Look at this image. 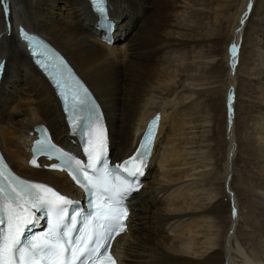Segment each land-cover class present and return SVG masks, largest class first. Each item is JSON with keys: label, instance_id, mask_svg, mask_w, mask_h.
I'll list each match as a JSON object with an SVG mask.
<instances>
[{"label": "bare ground", "instance_id": "6f19581e", "mask_svg": "<svg viewBox=\"0 0 264 264\" xmlns=\"http://www.w3.org/2000/svg\"><path fill=\"white\" fill-rule=\"evenodd\" d=\"M214 1L212 13L209 8L205 12L194 9L191 13L188 10L200 7L201 0H106V16L114 25V43L108 46L100 38L105 34L98 31V15L87 0H0V60L5 64L0 82V149L20 177L50 185L74 199L82 197L63 172L48 169L53 161L41 158L39 167L29 163L31 143L36 138L31 134L41 125L49 129L57 144L75 154L80 155V151L69 136L54 90L32 64L25 45L17 37L19 25L57 50L94 95L107 123L110 163L118 164L131 156L141 138L140 129H144L156 113L160 114L144 185L127 201L131 209L128 232L118 236L112 247L120 264H234L231 258L234 237L230 234L236 221L250 228L257 227L264 236V219L253 225L255 216L264 215V159L260 165L261 175L254 179L253 187L250 186L254 189L249 192L257 199V206L252 205L249 198L241 197V205L247 209L246 219L240 220L233 179L225 187L227 176L232 174L233 177V168L228 164L232 163L237 146L233 124H227L226 149L218 170H210L212 155H206L204 150L197 157L200 167L192 169L193 172L200 170L196 181L187 183L186 179L193 178L194 174L183 170L187 166L183 157L189 152H184L180 145L207 142L203 128L209 121L196 104L200 112L196 106L191 112L193 104L188 107V114L184 113L188 105L178 111V95L193 85L188 80L195 77L188 72L205 70L206 73L208 63L216 57L220 56L228 65L227 71L229 67L232 70L236 57H232L231 47L235 45L239 49L246 29V22L242 21L252 6L251 15L254 2L238 0L234 11L229 13L221 5L228 0ZM211 17L213 22H204ZM183 51L186 56L190 55L191 68L177 66L171 73L168 53ZM185 59L183 56L174 61L181 65ZM213 66L214 69L222 67L218 62ZM178 71L186 73L178 79ZM226 77L229 84L225 91L230 101L236 76L232 77L228 71ZM249 96L253 100L260 99L256 91ZM207 103L212 104L215 115L221 112L216 100ZM253 104L258 112L264 109V101L263 105ZM222 107L230 112L225 105ZM189 134L196 135L189 137ZM257 139L264 150L263 138ZM219 184L222 192H214ZM198 187L208 191L202 206L193 203L199 200L195 191ZM203 218L210 221L207 224H211L212 230L204 234L205 246H200L203 243L195 242L194 238L203 230L198 220L205 222ZM218 224H222L220 230L223 228L220 233ZM249 240L254 245L255 238ZM234 250L240 260L237 264H264V260L255 255L250 254L248 260L247 252L237 247V242Z\"/></svg>", "mask_w": 264, "mask_h": 264}, {"label": "snow or ice", "instance_id": "6c2138e0", "mask_svg": "<svg viewBox=\"0 0 264 264\" xmlns=\"http://www.w3.org/2000/svg\"><path fill=\"white\" fill-rule=\"evenodd\" d=\"M93 4L100 13L105 11L103 0H93ZM21 39L27 42L34 62L50 78L70 128L84 121L82 152L86 160L62 151L46 133L37 141L34 154L58 160L59 164L48 167L67 170L93 199L88 215L80 209L70 215L74 205L70 198L51 186L18 178L0 158V264H115L108 254L110 241L125 231V201L145 175L156 122L129 160L110 167L104 129L89 89L65 59L41 39L23 29ZM231 55L237 56L235 45ZM3 67L0 62V73ZM31 164L40 166L35 158ZM78 223L82 225L79 229ZM37 228L40 230L35 231Z\"/></svg>", "mask_w": 264, "mask_h": 264}, {"label": "rangeland", "instance_id": "374dc122", "mask_svg": "<svg viewBox=\"0 0 264 264\" xmlns=\"http://www.w3.org/2000/svg\"><path fill=\"white\" fill-rule=\"evenodd\" d=\"M237 2L238 0H228L225 4L221 3V5H224L223 8L226 9L229 13H232V11H234V7L236 6ZM201 3H202V5L200 6L201 8L196 7L193 9H189L188 12L191 11V13H193L192 11H194V9H199L200 11L205 12L209 8L208 11L210 10L212 13V10H211L212 4L213 3L215 4L216 2L214 0H201ZM250 9L247 13L248 15L242 21L244 23L246 22L245 23L246 29L243 33L244 37H242L240 40L241 45H239V49L237 50L236 62L235 64H233L231 71H230V67L228 69L229 74L232 77L236 76L235 77L236 84L234 83L233 88H232L231 103L227 104L230 101L227 96V91H225L227 90V85L229 84V81L227 80V77H226V74L228 72L226 70V67L228 68V65L225 64L224 61L220 59L221 58L220 56L216 57L215 59H212L214 61L211 60L208 63L210 65H208L206 69V73H204L205 70H203V72L201 71L200 72L198 71L188 72V75L195 77V79L188 80V81H191V84L193 85H189L188 87L189 89L182 91L181 92L182 94L180 93L178 95L179 97L178 99V102H179L178 109L179 110L178 111L183 110L187 105L188 106L186 108L191 107L193 104V109L191 110V112H193L195 108L194 106L199 105L198 107L202 110V112H200L197 106H196L197 107L196 109H198L199 112L204 116V118H206L209 121V123L207 122V124H205V127L203 128V131H204L203 136L205 137L206 140H208L207 142H202L201 144L199 143L200 146L199 144L198 145L197 144H191V145L185 144L186 146L184 147L183 145H180V147L182 146V148L184 149V152H189L190 154V155L189 154L185 155L183 157L185 159L183 160V162L187 161V166L185 167L183 166L185 169L183 167L182 168L183 170L189 171L190 174L192 175L194 174L193 178L191 177L189 179H186L188 180L187 183L191 181H196L199 178L198 171L200 170H197V172L195 171L193 172L192 169L196 170V167L197 169L198 167H200V163L197 162L198 161L197 157L200 156L203 150L206 155L207 154L212 155L211 157L212 162L211 161L209 162L211 165L209 167L210 170L211 169L215 170V168L217 170L219 169V164H221L220 160L224 157V151L226 149V144H225L226 142L224 140H226V134L228 131L227 124L229 123L230 126H232L233 124L234 137H235L237 146L234 148V151L232 154L233 161L232 163L230 162L228 164L229 166L233 168V177H232V174L227 176L228 182L226 181L225 187L227 188L229 184L231 183V179H233V185H235L234 191H237L236 194H238L236 199H238L239 201L238 209H239L241 221L246 219V216L248 215L246 213L247 209L245 208V206L241 205V201L243 199L249 198L250 203L254 206H257V203H255V202H258L257 199L252 197L250 193L254 189V188L252 189L253 184L255 183L254 179L259 177V175H261L260 165H262L261 161L264 159V150L262 149V146L260 145L259 140L257 139L260 136L264 140V132H263L264 131V109L258 112L257 107L253 104V102H258L259 104L263 105V101H264V27H263L264 26V0H254L253 8L251 10V15H250ZM182 19L183 21H185L186 17L185 18L183 17ZM211 20H212V17L209 18V20L205 19L204 22H209ZM185 22H187V20ZM244 23H241L243 27H244ZM224 28H226V25ZM258 30H262L261 33H258L260 36L257 35L256 33ZM223 32L224 33L222 35L224 36L226 29ZM258 40L259 42H257ZM122 46L123 45L120 44L121 50H123ZM241 46L243 47V49L242 48L240 49ZM183 56H185L186 59L182 61L181 65H179L180 63L174 61L176 58H183ZM189 56H190L189 54L188 56H186L185 51L178 52V53H168L167 57L171 61L168 71H171V73H173L172 71L175 72L174 69H176L177 66L178 67L180 66L179 67L180 69H182L185 66L189 69V67L191 66L190 65L191 59L189 58ZM217 62L221 63L222 67L218 69H214L213 64ZM178 72L180 73V76L177 77L178 79L181 77V75H184L186 73V72H183L184 73L183 74L180 71ZM254 91H256L257 94L260 96L259 100H253L249 96V94ZM262 97H263V101H262ZM209 100H216L217 103L220 105V108L222 110L218 115L214 114L213 112L214 110L211 108L212 104L208 105L207 102ZM223 103L229 109L231 108L230 112L225 111L226 109L223 110V107H222L224 106ZM229 105L231 107H229ZM206 109L207 110L211 109V110L207 112ZM188 110L189 108L185 110L184 113L186 112V114H188ZM230 128L232 129V127ZM193 135H196V134H193ZM193 135L189 134L188 136L191 137ZM181 182L182 181H180L179 184H181ZM182 184L183 186L185 185L184 183ZM198 188L195 191H196L197 196L199 197L198 198L199 200L193 203L198 204V206H202L206 202L205 198L207 197L206 193H208V191H201L200 190L201 187H198ZM208 188L209 187L207 186L206 189ZM221 190H222V186L219 184L215 188L214 192L220 193L222 192ZM230 193L232 195L233 192H230ZM259 206L261 205L259 204ZM254 211H257V210H254ZM234 212H236V214L238 213V210L236 207H235ZM263 216H259V217L255 216L254 219L256 220V222L253 225H257L256 223L259 222V220L260 221L261 219L263 220L264 219ZM198 220L200 221V223H202L199 228L203 230L200 234L197 235V237L195 236L194 241L202 242L203 245H200V246H205L206 238L204 237V234H207L210 232V230H212V228L210 227L211 224L208 225L207 222L209 223L210 221L205 220L204 218L203 220H205V222L201 221V219H198ZM217 227L219 229L220 227H222V224H218ZM222 230L219 229V233L222 232ZM248 230H250L249 231L250 233L248 232ZM231 232L232 233L230 235L234 237L232 238L233 239L232 245L234 249H235L236 242H237V247L239 246V248H241L245 253L247 252L246 254L248 255V258H247L248 260L251 259V255L252 256L255 255L264 260V257H263L264 255V236L261 234L260 231H258L257 227L250 228L247 225H242V223L240 222L238 224L236 221ZM252 238H255L254 245L249 240ZM219 242H220V238H219ZM244 243L245 244L247 243V244L245 245ZM195 245L198 246V244H195ZM250 247H252V249ZM234 249L233 251H231V256H232L231 258H233L232 261L234 262V264H237V262L239 263L240 260L239 258H236L237 254Z\"/></svg>", "mask_w": 264, "mask_h": 264}, {"label": "water", "instance_id": "95a60500", "mask_svg": "<svg viewBox=\"0 0 264 264\" xmlns=\"http://www.w3.org/2000/svg\"><path fill=\"white\" fill-rule=\"evenodd\" d=\"M92 2H93V0H92ZM233 65V64H232ZM156 127V126H155Z\"/></svg>", "mask_w": 264, "mask_h": 264}]
</instances>
